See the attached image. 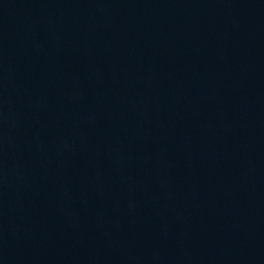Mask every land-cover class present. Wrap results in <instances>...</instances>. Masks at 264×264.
Instances as JSON below:
<instances>
[{
    "label": "water",
    "instance_id": "1",
    "mask_svg": "<svg viewBox=\"0 0 264 264\" xmlns=\"http://www.w3.org/2000/svg\"><path fill=\"white\" fill-rule=\"evenodd\" d=\"M0 264H264V0H0Z\"/></svg>",
    "mask_w": 264,
    "mask_h": 264
}]
</instances>
